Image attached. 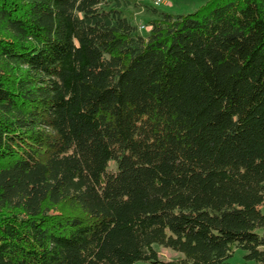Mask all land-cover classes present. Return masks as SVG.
<instances>
[{
    "label": "trees",
    "instance_id": "16d2710c",
    "mask_svg": "<svg viewBox=\"0 0 264 264\" xmlns=\"http://www.w3.org/2000/svg\"><path fill=\"white\" fill-rule=\"evenodd\" d=\"M128 6L0 0V264H264V0Z\"/></svg>",
    "mask_w": 264,
    "mask_h": 264
},
{
    "label": "rangeland",
    "instance_id": "374dc122",
    "mask_svg": "<svg viewBox=\"0 0 264 264\" xmlns=\"http://www.w3.org/2000/svg\"><path fill=\"white\" fill-rule=\"evenodd\" d=\"M129 6L124 9L125 17L137 28L143 25L145 29L139 30L142 35H145L150 28L147 23L150 19L154 18V15L149 12L145 7L147 5L152 6L148 1L144 0H127ZM207 0H166L165 5L156 7L158 12H165L172 15H184L193 13L198 10ZM113 166V163H111ZM156 250L158 258L162 261L173 260L182 257L180 253H176L170 249L153 245ZM242 253L239 251L235 253L234 258L230 259V262L239 263L241 261ZM134 264H149L147 261H139Z\"/></svg>",
    "mask_w": 264,
    "mask_h": 264
},
{
    "label": "built area",
    "instance_id": "2783aa9c",
    "mask_svg": "<svg viewBox=\"0 0 264 264\" xmlns=\"http://www.w3.org/2000/svg\"><path fill=\"white\" fill-rule=\"evenodd\" d=\"M144 1H148L155 8L166 4V0H144ZM138 29L143 30L145 29V26L141 25L139 26Z\"/></svg>",
    "mask_w": 264,
    "mask_h": 264
}]
</instances>
